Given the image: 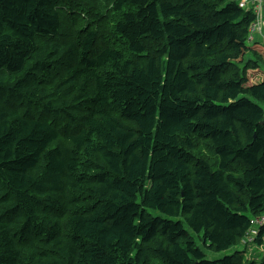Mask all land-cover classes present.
I'll return each instance as SVG.
<instances>
[{
  "label": "trees",
  "instance_id": "trees-1",
  "mask_svg": "<svg viewBox=\"0 0 264 264\" xmlns=\"http://www.w3.org/2000/svg\"><path fill=\"white\" fill-rule=\"evenodd\" d=\"M240 1L0 0V264H264Z\"/></svg>",
  "mask_w": 264,
  "mask_h": 264
},
{
  "label": "rangeland",
  "instance_id": "rangeland-1",
  "mask_svg": "<svg viewBox=\"0 0 264 264\" xmlns=\"http://www.w3.org/2000/svg\"><path fill=\"white\" fill-rule=\"evenodd\" d=\"M253 60H256V59H253ZM259 71L261 73H264V62L263 61H260ZM257 228L258 227L255 226V229H257ZM193 236H194V240H195L197 246L203 251V253L206 255V257L209 260H217V259H220V258L226 256V255H231L236 251H242L244 257L247 260H252V261L259 260L264 256V239H263L262 245H260V246H257L256 244H252L250 242L247 244V246H245L242 242L239 246L232 247V248H230L224 252L211 253V252L206 250V248L204 247L202 241L199 239L198 236H196L194 234H193ZM251 238H253V237H251Z\"/></svg>",
  "mask_w": 264,
  "mask_h": 264
},
{
  "label": "built area",
  "instance_id": "built-area-1",
  "mask_svg": "<svg viewBox=\"0 0 264 264\" xmlns=\"http://www.w3.org/2000/svg\"><path fill=\"white\" fill-rule=\"evenodd\" d=\"M264 4V0H241L239 3L240 8L252 10L256 16L254 23L250 27V36L248 41L253 40V33L260 27L262 24V20L264 19L263 17V11L262 7ZM252 224L254 227H259L264 225V217L258 218V219H253ZM257 231H252V236L254 237L256 235ZM252 238L247 239V242L251 243Z\"/></svg>",
  "mask_w": 264,
  "mask_h": 264
},
{
  "label": "crops",
  "instance_id": "crops-1",
  "mask_svg": "<svg viewBox=\"0 0 264 264\" xmlns=\"http://www.w3.org/2000/svg\"><path fill=\"white\" fill-rule=\"evenodd\" d=\"M248 44L249 45L258 44V45H261L262 47H264V19L262 20V24L260 25V27L253 33V40L251 42H248ZM252 58H254V57L252 55L248 54L245 59L253 60ZM250 73L252 75L255 74L257 78L261 75L264 76V73H260L257 71H250L248 74H250ZM254 80H256V79H254Z\"/></svg>",
  "mask_w": 264,
  "mask_h": 264
},
{
  "label": "water",
  "instance_id": "water-1",
  "mask_svg": "<svg viewBox=\"0 0 264 264\" xmlns=\"http://www.w3.org/2000/svg\"><path fill=\"white\" fill-rule=\"evenodd\" d=\"M262 11H263V16H264V4H263V7H262Z\"/></svg>",
  "mask_w": 264,
  "mask_h": 264
},
{
  "label": "clouds",
  "instance_id": "clouds-1",
  "mask_svg": "<svg viewBox=\"0 0 264 264\" xmlns=\"http://www.w3.org/2000/svg\"><path fill=\"white\" fill-rule=\"evenodd\" d=\"M264 17V16H263ZM249 42H251V41H249ZM253 239V238H252Z\"/></svg>",
  "mask_w": 264,
  "mask_h": 264
},
{
  "label": "bare ground",
  "instance_id": "bare-ground-1",
  "mask_svg": "<svg viewBox=\"0 0 264 264\" xmlns=\"http://www.w3.org/2000/svg\"><path fill=\"white\" fill-rule=\"evenodd\" d=\"M188 56V55H187ZM227 69V68H226ZM163 111V110H162Z\"/></svg>",
  "mask_w": 264,
  "mask_h": 264
}]
</instances>
